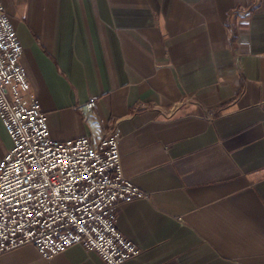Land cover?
Masks as SVG:
<instances>
[{
  "label": "crops",
  "instance_id": "obj_1",
  "mask_svg": "<svg viewBox=\"0 0 264 264\" xmlns=\"http://www.w3.org/2000/svg\"><path fill=\"white\" fill-rule=\"evenodd\" d=\"M0 1L51 136L120 138L143 191L118 207L124 264H264V0ZM12 145L0 117V161ZM0 264L108 263L25 244Z\"/></svg>",
  "mask_w": 264,
  "mask_h": 264
},
{
  "label": "built area",
  "instance_id": "obj_2",
  "mask_svg": "<svg viewBox=\"0 0 264 264\" xmlns=\"http://www.w3.org/2000/svg\"><path fill=\"white\" fill-rule=\"evenodd\" d=\"M22 53L0 1V117L13 141L0 161V254L32 244L52 257L81 244L124 264L141 248L119 229L118 207L143 191L123 172L120 138L111 131L97 142L54 139Z\"/></svg>",
  "mask_w": 264,
  "mask_h": 264
}]
</instances>
